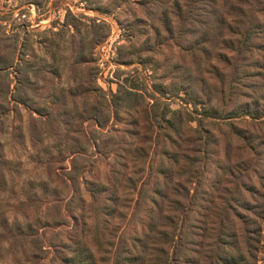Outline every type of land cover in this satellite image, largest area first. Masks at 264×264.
I'll use <instances>...</instances> for the list:
<instances>
[{"label": "rangeland", "instance_id": "1", "mask_svg": "<svg viewBox=\"0 0 264 264\" xmlns=\"http://www.w3.org/2000/svg\"><path fill=\"white\" fill-rule=\"evenodd\" d=\"M85 1L86 9L102 18L100 23L90 21L89 16L83 13L73 14L69 9L63 13L66 4H74L73 0H0V12H12V17L0 26V66L5 65L7 60L10 63L13 61L11 67L0 68V85L6 91L9 89V96L22 98L23 102L31 100L27 104L20 102L16 107L13 102L9 110H6L7 113L0 116V157L2 154L4 156L0 159L18 164L17 172L14 167L9 171L11 166L0 161V167L6 172L4 187L0 189V217L12 224L22 223L24 226L32 222L37 225L40 235L38 239L42 240L38 242L40 250H32L28 256L36 252L48 259L37 261L36 264L50 262L55 252L53 248L44 252L48 242L52 239L63 240L68 230L74 226L75 215L83 213L82 210H77L75 215L66 212V202L69 199L76 202L79 197L89 201V189L96 182L107 185L109 191H114L118 198L117 210L123 216L114 218L116 211H111L110 216L102 215L109 223L104 224L101 240L105 243L110 232L114 236V243L129 235L142 233L140 225L142 220L145 225L150 221L147 211L151 204L141 196V191L151 193L153 190L150 186L154 182L155 167L159 160L155 154L153 160L149 156L147 162L151 161L153 169L150 183L146 185L149 171L142 174V165L139 163L141 160L137 161L136 166H132V158L124 154V149L134 141L129 132L131 122L137 118L134 113L136 109L127 114L122 108L117 109V106L112 107L114 115L105 130L94 127L92 123L84 125L90 130H98L97 135L100 137L96 143L93 141L89 144L82 159L78 161L71 157L64 144L61 149H56L54 143L58 138L47 132L45 123H52L64 133L66 128L60 126V123L70 121V117L64 115L65 111L61 107L51 106V99L68 96L72 90L77 98L68 100L69 112L73 115L82 111L83 104H98L103 96L108 98L116 94L119 86L125 85L126 81L143 88L138 91L143 97H137L136 100L139 112L153 109L156 113H162L167 108L175 111L181 108L182 102L188 97L174 94L177 91L172 88V84L179 80L170 76V68L181 59L187 65L191 63V58L186 55L189 44L187 35L178 43L169 39L162 27V20L159 19L161 12L171 11L172 0L167 4L159 1V4L165 5L155 15L150 13L156 9L154 6L151 5L148 11L142 5L149 0ZM262 3L264 6V0ZM59 10L61 13H57ZM60 14H65L63 21ZM186 29L187 27L181 29V34L184 35ZM14 35L17 45L11 56L6 46ZM258 38L260 39H255L253 44L245 47L247 51L246 55H242L245 56L242 63L240 58L234 64V53L224 50L225 47L216 48V53L221 55L217 60H210L212 68L208 64L203 66V70H209L210 73H203L202 78L209 79L208 84L212 86L218 83L216 77H232L236 97L227 104L226 93L224 97L221 94L213 95L209 111L216 119L203 118L201 129L196 132L186 130V135L189 138L191 136L192 140L198 135L202 136L199 142H204L205 136L212 137L203 183L198 189L196 183L187 185L191 196L196 195V190L200 193L205 190L212 192L217 186L225 191L222 184H215L218 178L223 177L224 183L228 180L232 182L228 184L229 190L236 189L238 178L249 189V192L243 190L244 197L239 205L231 203L241 220L234 215L231 219L237 224V228L241 226L246 240L252 246L254 258L248 259L250 264H264V33ZM97 40L100 43L96 45ZM231 64H239L238 74L231 71ZM14 65H19V70L16 71ZM166 75L169 76L167 80L164 78ZM235 81L239 83L236 84ZM88 83L91 89H101L103 92L90 93L88 99L86 96L81 98V86ZM154 85L167 88L166 95L162 97L154 91ZM199 95L203 100L205 92L200 91ZM74 102L77 105L73 107ZM198 111L204 110L199 107ZM105 112L109 114L110 111L108 109ZM167 117L171 118L172 114L169 113ZM71 124H76L75 120ZM160 126L163 123H156L157 132H160ZM191 126L196 128L197 124L194 122ZM102 131L104 134H101ZM105 142L109 145L106 146ZM199 147L198 142L188 144L184 153L190 155ZM160 150L157 148V155ZM114 157L117 159L116 164H112ZM118 163H124L126 167H121ZM74 166L80 171L78 175L74 173ZM71 175L79 180L70 182ZM129 177L140 178L142 181L135 187L133 184H126ZM177 181L182 184L183 180L176 179L172 182L175 187L180 188ZM41 182L48 184H40ZM30 184H33V191L24 199ZM169 187L172 191L171 185ZM98 203L99 200L97 206ZM81 218L88 221V218L95 216L85 212ZM89 224L96 225V221L90 219ZM75 227L81 229L80 221ZM4 238L5 242L0 243V264H33L26 261L21 253L23 248L26 252L31 250L29 243L32 237ZM150 241L151 246L159 247L158 237L150 236ZM114 250L115 246L103 244V249L98 250L97 256L113 258ZM50 264L58 262L53 260Z\"/></svg>", "mask_w": 264, "mask_h": 264}, {"label": "trees", "instance_id": "2", "mask_svg": "<svg viewBox=\"0 0 264 264\" xmlns=\"http://www.w3.org/2000/svg\"><path fill=\"white\" fill-rule=\"evenodd\" d=\"M159 1L166 4L170 2V0H149L142 5L148 11L151 5L154 6L156 9L150 13L155 15L156 11L162 10L161 7L165 5L159 4ZM262 2L263 0H172L171 11L161 12L159 19L162 20V27L168 38L178 43L182 37L187 35L186 39L189 43V52L187 51L186 55L191 58V63L187 65L181 59L179 63L170 68L172 73L170 76L179 80L174 85L172 84V88L177 91L174 94L188 96L182 102L180 109L170 111L167 108L162 113H156L153 109H145L139 112V109L136 108V100L137 97H143L142 94H138V91L143 88L135 83L129 84L127 81L125 85L119 86L116 94H112L108 98L103 96V100L98 104L93 105L85 102L86 104L82 105V111H77L73 115L69 112L68 100H77V98L74 97L75 94L72 90L69 91L68 96L62 95L51 99V106L61 107L65 111L64 115L70 117V121L60 123V126L66 128L64 133L61 128H56L52 123H45L47 132L58 138L57 142L54 143L56 149H61L62 144H64L71 157H75L78 161L82 159L87 148L90 147L89 144L93 141L96 143L100 137L97 135L98 130L95 128L90 130L84 125L92 123L94 127L105 130L114 115L112 107L117 106V109L122 108L127 114L136 109L134 113H136L137 118L131 122L132 128L129 132L134 141L124 149V154L132 158L133 162L130 163L132 166H136L137 161L141 160L139 163L142 165V174L149 171L150 175L146 185L150 183L153 169L151 161L147 162L149 156L151 155L153 160L155 154L159 160L155 167L154 182L150 186V188L153 187V190L151 193L141 191V196L147 198L151 204L147 211L150 221L145 225L144 220H142L140 225V232L143 231L142 233L129 235L118 243H114V239H112L114 236L110 232L105 243L101 240L103 239L104 224L109 223V220L103 219L102 215L110 216L111 211H116L114 218L123 216L117 210L118 198L114 191H109V186L96 182L89 189V201L79 197L76 202L74 199H69L66 202L64 207L66 212L75 215L77 210H82L83 213L75 215L74 226L68 230L63 240L52 239L48 242V247L44 252L49 251L50 248H53L55 252L54 256H51L50 262L56 260L58 264H250L248 259L254 258L252 246L246 240L241 226L237 228V224H234L231 219L234 215L241 220V216L234 212L231 207V203L239 205V201L244 197L243 190L249 192V189H246L245 183L240 182L241 178H238V180L236 179V189L229 190L228 184L232 182L228 180L224 183L223 177L218 178L215 184L216 186L222 184L225 191L220 190L217 186L212 189V192L205 190L200 193L196 190V197L191 196L187 185L196 183L198 189L203 183V174L209 163L210 149L208 147L212 137L205 136L206 140L203 138L204 142H199L202 136L198 135L195 140H192L191 136L189 138L186 135V130L196 132V130L201 129L203 118L216 119L214 114H211V110L209 111L213 95L221 94L224 97L226 93L227 104L236 97V93L233 92L232 77L229 76V79L216 77L218 83L211 86L208 84L209 79L202 78L203 73H207V75L210 73L209 70H203V66L208 64L212 68L213 66L209 65V62L211 59L217 60L220 57L221 54H217L215 50L222 47H225L224 50L234 53V64L240 58V63L245 60V56L242 57L243 54L246 55L247 49L245 47L250 43L253 44L255 39H260L258 36L264 33V6ZM11 17V11L5 14L0 12V26ZM89 20L96 22L92 18ZM185 27L187 29L183 35L180 31ZM156 34L160 35L159 32ZM12 39L6 46L11 56L14 54L17 45L16 35ZM98 41L95 42L96 45L100 43ZM9 61L7 60L5 65L0 66V68L11 67L13 61L11 63ZM230 61L232 63V58ZM226 64L228 65L227 61ZM232 65L227 67L233 73L238 74L240 71L239 64L237 66ZM14 68L16 71L19 70V65H14ZM164 78L167 80L169 76L166 75ZM235 83L239 82L235 81ZM81 89L83 93L81 98L86 96L87 99L90 93L103 92L101 89H91L90 83L84 87L81 86ZM153 89L162 97L166 95L167 88L161 85H154ZM8 90L7 88L6 91L2 84L0 85V116L7 113L6 110H9V106L13 102L16 107L20 102L27 104L31 101L23 102L22 98H17L15 95L9 96ZM200 91L205 92L203 100L199 95ZM75 105L77 104L74 102L73 107ZM199 107L204 111L199 112ZM106 108L109 109V114L105 112L108 110ZM37 111L41 113L40 109ZM169 113L172 114L171 118L167 117ZM195 115L201 118L195 117ZM74 120L76 124L72 125ZM194 122L197 124L196 128L191 126V123ZM156 123H163V126H160L158 130L160 132H157L155 128ZM101 134H104L103 131ZM196 142L199 143L200 147L193 150L192 154L186 155L184 153L186 146ZM105 144L106 146L109 145L107 142ZM157 148L161 149L159 155H157ZM119 149L123 152L122 147ZM0 158H4L3 154ZM121 158L123 160V156ZM1 159L3 164L11 166L9 171L14 167L17 172V163ZM114 163H117L115 157L112 164ZM118 164L121 167H126L124 163ZM73 168L74 173L78 175L79 169H76L75 166ZM13 173L15 172H11V174ZM5 175L6 172L0 167V189L4 187ZM176 179L183 180L182 184L177 181L180 188L175 187L172 183ZM78 180L79 178L70 176V182L75 183ZM141 181L140 178L129 177L126 184H133L137 187ZM40 184L47 185L48 183L41 182ZM170 185L173 188L172 191H170ZM144 186L145 184H143ZM45 188L46 186L42 189L45 190ZM32 191L33 184H30L24 199ZM171 195L175 197H171ZM98 200L99 206L96 205ZM138 204L140 203L138 202ZM74 206L77 207L74 208ZM85 206L88 208L85 209ZM85 212L95 216V218L90 219L96 221V225H90L89 218L88 221L81 218ZM0 219V243L5 242L4 237L8 236L9 239L30 236L32 237L29 243L31 250L26 252L27 250L23 248L21 251L24 259L33 264L48 259L47 256H40L36 252H32L28 256L32 250H40L38 242L42 241L38 239L40 237L39 229L35 223L28 222L23 226L22 223H9L4 217H0ZM79 221L81 229L75 227ZM150 236L159 238V247L151 246ZM103 244L110 247L115 246L113 258L97 256L98 250L103 249ZM50 262L42 263L50 264Z\"/></svg>", "mask_w": 264, "mask_h": 264}, {"label": "built area", "instance_id": "3", "mask_svg": "<svg viewBox=\"0 0 264 264\" xmlns=\"http://www.w3.org/2000/svg\"><path fill=\"white\" fill-rule=\"evenodd\" d=\"M74 4H67V9L73 14L75 13H83L87 17L94 19L97 23H100L102 21V18L95 15L92 10L86 9L87 4L85 0H73Z\"/></svg>", "mask_w": 264, "mask_h": 264}, {"label": "crops", "instance_id": "4", "mask_svg": "<svg viewBox=\"0 0 264 264\" xmlns=\"http://www.w3.org/2000/svg\"><path fill=\"white\" fill-rule=\"evenodd\" d=\"M66 11H67V4H66V8H64V10H63V13H65ZM57 13H61V10H59ZM64 17H65V14H60L61 20L64 19Z\"/></svg>", "mask_w": 264, "mask_h": 264}]
</instances>
